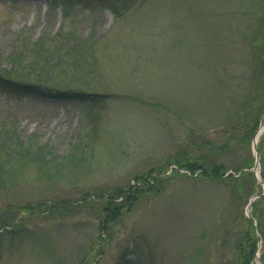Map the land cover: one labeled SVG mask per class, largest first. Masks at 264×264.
Returning <instances> with one entry per match:
<instances>
[{"label": "rangeland", "instance_id": "obj_1", "mask_svg": "<svg viewBox=\"0 0 264 264\" xmlns=\"http://www.w3.org/2000/svg\"><path fill=\"white\" fill-rule=\"evenodd\" d=\"M20 33L38 62L72 39L93 41L52 73L19 57L10 71L15 59L2 57ZM0 47L2 73L92 100L0 92V134L17 127L51 157L7 158L0 264H239L237 240L250 221L249 262L264 264V179L252 170L254 135L238 140L243 117L264 124V0H109L84 9L0 0ZM194 157L224 163L234 178L248 166L236 180L196 176L200 169L179 166ZM143 179L134 204L105 220L104 201L119 203Z\"/></svg>", "mask_w": 264, "mask_h": 264}, {"label": "trees", "instance_id": "obj_2", "mask_svg": "<svg viewBox=\"0 0 264 264\" xmlns=\"http://www.w3.org/2000/svg\"><path fill=\"white\" fill-rule=\"evenodd\" d=\"M62 1V5L64 7L66 6H78L80 9L84 8H94L101 5H109V0H60ZM111 1V0H110ZM44 36L40 37L36 41L34 40L33 43L41 44L44 42ZM31 40L30 37H28L24 33L17 34L12 39V45L14 48V51H12L9 55L6 57H2L3 61L6 60V58H13L15 59V62H11L10 71L15 70L16 66V58H23L24 61L29 62L32 64L34 62L35 57L30 54V52L27 50V46L29 41ZM92 39L90 37H83L80 39H72V42L69 43V45H62L57 47L52 53L48 54L44 60L38 62L36 60V63H38L39 67L45 68L48 66V70L50 73L53 72V69H57V66L60 65L62 62V58L64 55H74L76 53H80L82 50H80V47H84L85 43H92ZM31 42V41H30ZM1 48V47H0ZM1 50V49H0ZM73 51H76V53H72ZM78 53V54H79ZM3 55V50L0 51V57ZM81 60H85L83 56L80 58ZM1 67V66H0ZM50 67V68H49ZM9 70V69H8ZM6 70V72L0 71V92L8 94L11 97H21L22 95H37L43 99H55V100H80V101H92L85 97V91H78L73 89H67V88H61L57 85L53 84H46L43 82H30V81H22L14 79L8 75H6L9 71ZM39 81H45V80H39ZM87 99V100H86ZM258 126V120H250L247 121L246 116L242 119V128L243 133L238 138L239 142H245L247 141L248 137L251 135H255ZM13 130V131H12ZM10 132V135L8 137L3 136L0 134V149L6 151V156L1 157L0 156V179H2V172L6 171V169L9 167V160L7 161V158L9 159H20L22 160L27 155L30 156L34 160H42L45 162H49V157L47 154L43 152L45 145H37L33 143L32 138L28 136H24L23 133L16 127V129H12ZM226 146V144H224ZM258 150L260 153V159L263 162L264 166V132L261 135V139L258 144ZM7 161V162H6ZM179 164V163H178ZM181 167H187L192 172H196L200 169V172L196 176H205V177H214V178H224V179H239L240 176L246 174L244 170L241 169L245 166H248V163H243L237 168V170L240 172L238 176L234 178V174L232 172H228L229 167H227L224 163H215L208 160V162H203V159L200 158H189V159H183V161L179 164ZM261 176L264 179V167L261 170ZM137 179L143 178V177H136ZM142 184L139 185H129L125 189H123L119 195L120 201L119 203L115 204L113 199L107 198L106 201H104L103 204V213L104 216H106L105 220L112 219L114 220L117 216L120 215L121 210L124 206L129 208L134 202L139 198L141 194H143L146 190L144 187L145 181L144 179L141 180ZM2 181L0 182V184ZM239 186V185H238ZM240 187V186H239ZM108 194V193H107ZM15 220L10 222V224H15ZM250 225L246 228V233H241V236H239L238 240L239 243L237 244V258L239 261V264H250L249 262V245L252 242L253 247L250 249L254 252L256 249V243L257 238L253 234V226L250 221ZM133 261L127 260L126 258H121L117 261V264H129ZM134 263V262H133Z\"/></svg>", "mask_w": 264, "mask_h": 264}, {"label": "water", "instance_id": "obj_3", "mask_svg": "<svg viewBox=\"0 0 264 264\" xmlns=\"http://www.w3.org/2000/svg\"><path fill=\"white\" fill-rule=\"evenodd\" d=\"M263 130H264V125L261 128H259V130L257 131L256 136L253 138V142H252L253 153H254V156H255V163H254V166H253L252 170H254L255 175H256V178L260 182L262 180H261V177H260V170H259V163H260L259 162V157H260V153H259V151L257 149V140H258L257 139V135L259 136L263 132ZM262 183H263V188H264V182L262 181ZM254 198L255 197L250 198V201L249 202L251 203L254 200ZM247 215H248L249 218H252L253 217L252 212H251V209H249V208L247 209ZM254 224L256 226L255 221H254Z\"/></svg>", "mask_w": 264, "mask_h": 264}, {"label": "bare ground", "instance_id": "obj_4", "mask_svg": "<svg viewBox=\"0 0 264 264\" xmlns=\"http://www.w3.org/2000/svg\"><path fill=\"white\" fill-rule=\"evenodd\" d=\"M258 137H259V136L257 135V139H258Z\"/></svg>", "mask_w": 264, "mask_h": 264}]
</instances>
